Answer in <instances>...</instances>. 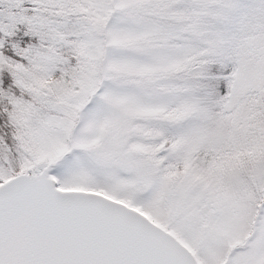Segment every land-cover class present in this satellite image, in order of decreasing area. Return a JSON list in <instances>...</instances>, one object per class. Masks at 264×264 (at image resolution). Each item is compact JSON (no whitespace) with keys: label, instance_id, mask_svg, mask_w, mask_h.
<instances>
[{"label":"snow or ice","instance_id":"6c2138e0","mask_svg":"<svg viewBox=\"0 0 264 264\" xmlns=\"http://www.w3.org/2000/svg\"><path fill=\"white\" fill-rule=\"evenodd\" d=\"M0 264H264V0H0Z\"/></svg>","mask_w":264,"mask_h":264}]
</instances>
